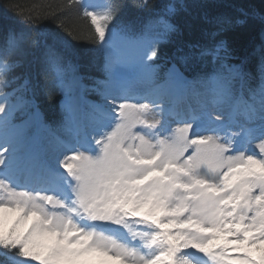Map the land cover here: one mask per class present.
Returning <instances> with one entry per match:
<instances>
[{
	"label": "snow or ice",
	"instance_id": "obj_1",
	"mask_svg": "<svg viewBox=\"0 0 264 264\" xmlns=\"http://www.w3.org/2000/svg\"><path fill=\"white\" fill-rule=\"evenodd\" d=\"M174 11L67 0L21 12L22 26L0 36V264H264V55L257 77L245 60L228 62L223 40L178 45L158 83L153 62L178 32ZM66 12L87 32L67 26ZM85 40L102 65L66 71L73 41ZM27 53L45 84L6 93L12 58ZM41 91L60 94L51 119Z\"/></svg>",
	"mask_w": 264,
	"mask_h": 264
},
{
	"label": "trees",
	"instance_id": "obj_2",
	"mask_svg": "<svg viewBox=\"0 0 264 264\" xmlns=\"http://www.w3.org/2000/svg\"><path fill=\"white\" fill-rule=\"evenodd\" d=\"M102 6L107 5L111 0H101ZM14 3L19 7L16 10L7 11L3 5ZM149 3H159L164 6L172 5L175 9L170 17L178 32L173 34L168 41L160 46L158 58L153 62L159 65L158 77L163 81L165 73L171 64V57L178 45L193 43L205 44L209 47L223 40L228 50L231 52L229 63H240L245 60V70L253 75H259V62L261 55H264V0H149ZM67 0H0V36L12 28H19L23 17L21 12L27 14L31 10L39 12H50L58 9L61 5H66ZM129 17L134 15V10L127 13ZM67 26L87 32L90 22L77 17L75 12H66L62 17ZM228 21L223 31L218 32L220 27L217 21ZM242 21V23H237ZM51 28H56L58 21L51 18L43 21ZM213 32H218L213 36ZM77 55L65 58V69L68 71V64H78L80 73L90 71L96 73V67L90 65V61L95 59L96 65H102L103 57L94 56L93 46L88 41H73ZM223 55V53H221ZM16 66L6 73L9 83L5 86L6 93L13 92L20 88L25 79L35 80L39 78L41 84H45V77H37L38 68L36 65L29 67L28 61L31 54H17L12 58ZM207 68L211 70V57H206ZM3 61L0 60V64ZM204 62L190 66L188 72L200 71ZM188 74V73H186ZM69 75L71 72L69 71ZM49 86L51 77L48 78ZM19 95V93L17 94ZM15 97V96H13ZM60 100L59 92L53 91L48 94L41 91L37 97L41 112L46 119H51L58 111ZM2 260V258H0Z\"/></svg>",
	"mask_w": 264,
	"mask_h": 264
},
{
	"label": "rangeland",
	"instance_id": "obj_3",
	"mask_svg": "<svg viewBox=\"0 0 264 264\" xmlns=\"http://www.w3.org/2000/svg\"><path fill=\"white\" fill-rule=\"evenodd\" d=\"M87 2L88 3H90V4H92L93 6H97V7H99V5H98V1L97 0H87ZM143 87V86H142ZM61 99V98H60ZM15 100H16V97L14 98V99H12V98H10V102H15ZM190 103H195V101H189ZM168 104V102L166 101V105ZM180 107H184V104L182 103L181 105H180ZM210 111L212 112V115H213V118L216 116V115H218L219 113L215 110V109H210ZM235 130V129H234Z\"/></svg>",
	"mask_w": 264,
	"mask_h": 264
}]
</instances>
